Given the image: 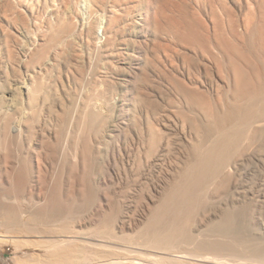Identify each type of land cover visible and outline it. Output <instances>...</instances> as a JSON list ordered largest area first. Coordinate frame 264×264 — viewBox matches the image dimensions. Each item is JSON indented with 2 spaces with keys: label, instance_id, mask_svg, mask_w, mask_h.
I'll return each mask as SVG.
<instances>
[{
  "label": "rangeland",
  "instance_id": "obj_1",
  "mask_svg": "<svg viewBox=\"0 0 264 264\" xmlns=\"http://www.w3.org/2000/svg\"><path fill=\"white\" fill-rule=\"evenodd\" d=\"M36 1L0 0V234L10 240L0 246V264H63L48 254L53 235L64 231L108 233L146 257L161 253L158 264L203 258L264 264V128L241 158L236 152L223 177L194 182L185 199L177 196L205 136L204 124L190 122L169 79H184L187 63L197 76L194 86L216 105L226 83L210 55L214 49L193 52L161 31L178 19L188 26L192 8L211 30L210 17L220 15L223 0H158L171 19L162 21L158 41L144 21L154 0H47V8L45 0ZM103 20L108 43L100 52L91 40L88 45L64 32L67 23L70 30ZM156 43L165 51L157 52ZM192 55L202 60L200 69L190 65ZM22 81L30 92L17 89ZM147 106L162 113L154 120L160 143L153 151ZM91 109L98 117L89 122ZM204 122L214 125L213 118ZM13 248L16 255L5 252Z\"/></svg>",
  "mask_w": 264,
  "mask_h": 264
},
{
  "label": "bare ground",
  "instance_id": "obj_2",
  "mask_svg": "<svg viewBox=\"0 0 264 264\" xmlns=\"http://www.w3.org/2000/svg\"><path fill=\"white\" fill-rule=\"evenodd\" d=\"M19 1L21 2V0ZM54 1L55 0H53L52 2ZM36 2L38 4L40 1L37 0ZM92 2L86 1L85 3L86 5H88L89 3H92ZM230 2H233V6L230 5ZM95 3L96 2H94L93 4L94 6H95ZM158 3H159L158 0L157 1L154 0L152 3H150L151 10L150 9L147 10V13L144 19L148 27L152 26L153 28L152 30L154 32L153 35L156 41H158V31L161 30L163 26L162 21L164 19L165 20L167 19L165 18V15H164L166 13V10H165V13L162 12L164 10L161 11V8L160 6H158ZM211 3H212V0H211ZM24 4L26 5L27 3L24 2ZM223 4H224V7L220 11V15L213 14L210 17L211 22H212V28L210 27L211 30L209 29V25H207V23L203 19L201 12L199 10L198 11L195 10V8H192L194 9L192 11L193 20H191L188 26L187 24L189 23V21L188 23L186 22L187 23L186 24L185 23L186 20H184V23L186 24L184 25V23L181 22L182 20L178 19V21L174 20L176 24L173 23L171 28L170 26L169 27L165 26L168 29L163 27L166 30L161 31L165 35H168V36L170 35L171 39L172 38L175 39L177 44H183V45L188 46V48H190L191 51L193 52L200 51L197 53L203 54V53H208L210 50L214 49L215 54H212V52H210V55H212V59L214 60V64L217 68L219 76L223 80H225V83H226V86H225L226 88L223 89L222 95H219L217 97L218 101H220L221 104L216 105L217 102L216 104H212L209 98V95L206 92L201 91L197 89V86H194L193 82H194V79H197V76L193 74L191 67H189L186 62H185L186 64L183 65V68L186 70L185 71L186 73H183L182 75L185 78H187L189 81H186L185 78L184 79L177 78L176 84H175V82H172L169 79L171 86L174 87V92L180 104L181 103L184 104L185 108L187 109V112L185 114L188 115L190 119H192L190 122H192L193 119H200V122L204 124V128H203L204 130L203 132L205 136L204 143L202 147L200 148V151L197 154L196 159L194 160L195 162L193 164V167L186 174V178H185V182L183 186L177 193L178 198L182 200L187 197V194L189 193L191 189L190 187L193 185L194 182H198L200 184L206 181L215 182L217 179L223 177L227 169L231 167V164L235 158L236 152H239L238 158H241L243 153L247 152L250 148L253 147L258 134H261L262 129L264 128V0H230L229 2L227 0H223ZM44 5H46L44 7L47 8V5H48L47 0L44 1ZM41 6L43 7V5ZM89 6L91 7V10L92 9L94 10V7L92 8L91 4ZM30 9L34 13V9H35L34 5L33 6L31 5ZM88 9L89 8H87V10ZM180 10L183 12L182 9ZM92 11L90 12L92 13ZM167 11L172 12L171 10H167ZM167 13H166V17H168ZM90 17H92V14ZM189 17L185 19H188ZM182 19H184V17H182ZM50 21L52 22V20ZM104 22H105L104 20L101 21L100 24L99 22H97V24L95 23V26H92L94 24H92L91 22L89 26L80 24V26L76 25L74 26V29L71 28L70 30L67 28L70 25V23H67L69 25L66 27L64 32L65 33L72 32L74 35L79 34L82 40L86 39L88 45L91 40L92 43L94 42L95 44V46H93L95 47L94 49L100 52L101 50L105 49L106 44L108 43L107 37H105L106 31H107V26H106L107 22L106 24ZM166 23L170 24L168 22ZM39 25L41 26V24ZM172 35L174 37H172ZM155 45H157V48H159L157 52L161 53V50L162 52L165 51L164 49H162L163 46L161 47L157 43ZM146 48L148 49L149 47L147 46ZM154 49H156V47ZM165 56L168 58V55H165ZM187 59L190 65L196 66L195 67L196 70L201 68L202 60L197 59L196 56L193 57L192 55V57H188ZM147 60L150 61V63H153V60L152 61L149 60L148 56H147ZM51 69L53 70V68ZM35 73H36V70H35ZM29 87H32V86L28 85L27 82L22 81V83L18 86L17 89L27 90V93H28L30 92ZM13 93H15V91H13ZM150 95H152V93H143V92L141 93V96L145 97V100L151 99L149 97ZM38 97H39V94H38ZM223 104L225 105L226 108L225 109L223 108L222 110V107L220 108V105H223ZM93 112L91 109V112L89 113L92 114ZM94 114L95 113H93V118H89L90 119L89 122L93 120L94 117L97 116V115L94 116ZM161 114L162 113L157 114L151 106L150 107L147 106L145 109V121H146L145 124L148 130L150 151H153L155 147L160 143V132L157 129L154 123V120H156V123H157L159 117H161ZM191 114H194V117L189 116ZM211 118L214 119V125L213 126L205 125L204 121H207ZM94 123L96 124L95 121ZM94 123L91 122L90 126L91 124H94ZM19 177H20L19 180L22 183V188H23V185H25L24 182H26L24 181L26 180L24 171L20 172ZM6 201L8 202V200ZM13 221L16 222L17 220L15 221L13 219ZM17 229L19 230V228ZM22 230L24 231V229ZM20 231H21V228H20ZM64 233L65 231L63 232V234ZM3 234H0V246L1 247L2 245H6L5 243L10 241L8 240L9 236L7 237ZM63 234L62 235L58 234L59 236L58 235L55 236L56 234L53 235L56 238V240L52 238L54 240V243L51 242L52 245L49 243L51 245L50 247H52L51 248L52 252L49 251L51 252V254H48L49 252L48 253L46 252V254L52 256V257L49 256L50 259H52L53 257L56 258V260L58 259L57 261L52 259L53 261H55V263L61 261L63 264H158L157 263L158 260L163 259V257H161V253H157L151 257H146L143 254L139 253L138 246L129 247V246L122 245L121 243L117 241V239H115V237H112L108 233L100 234L98 232V234H95V235L92 233H87L85 235V233H83L82 236H79L78 234L76 235V233L72 234V235H76V237L71 236L68 233H66L67 235L65 234L63 235ZM75 238H77L76 239L77 241L75 240ZM73 241L76 243L73 244L74 243ZM69 243H72L73 245L71 248H68V246H71V244L69 245ZM66 244H68V246L64 247V245ZM74 245H77L79 247L74 249ZM129 248H133L135 250H129ZM5 252L10 255H16L17 249L13 248V249L5 250ZM181 258L184 259V257H181ZM177 260H178V257H177ZM197 264H222V263H219V262L216 263V261L214 262L209 258H203V259L197 260Z\"/></svg>",
  "mask_w": 264,
  "mask_h": 264
}]
</instances>
